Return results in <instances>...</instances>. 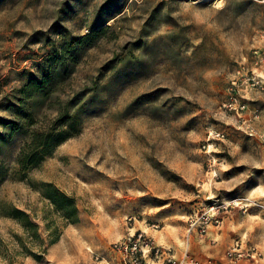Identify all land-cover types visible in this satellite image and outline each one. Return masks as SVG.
Masks as SVG:
<instances>
[{"label": "rangeland", "instance_id": "rangeland-1", "mask_svg": "<svg viewBox=\"0 0 264 264\" xmlns=\"http://www.w3.org/2000/svg\"><path fill=\"white\" fill-rule=\"evenodd\" d=\"M66 46L73 73L0 144V264H104L96 256L130 229L154 231L165 258L264 264V0H0V134L16 120L7 106ZM233 82L243 111L227 109ZM65 111L80 133L19 181L21 148ZM30 182L72 197L78 222ZM13 207L40 239L3 215ZM212 207L221 223L202 236L192 224Z\"/></svg>", "mask_w": 264, "mask_h": 264}, {"label": "trees", "instance_id": "trees-1", "mask_svg": "<svg viewBox=\"0 0 264 264\" xmlns=\"http://www.w3.org/2000/svg\"><path fill=\"white\" fill-rule=\"evenodd\" d=\"M105 30L92 31L89 35L82 37L75 43L76 46L88 45L93 46L94 43L101 39ZM74 47L66 46L62 53L49 58L48 65L43 69L39 76H31L27 83L20 90V98L18 102L7 106V110L12 113L16 120H3L5 132L0 134V144H8L11 140L23 129V124L30 126L35 125L33 108L41 101L50 99L57 91V87L67 77L73 73L70 70L69 61L74 59ZM69 60V61H68ZM80 118L78 114L66 112L61 114L58 119L51 125L41 126L33 131L28 142L21 148L16 160L18 167L19 181H26L28 174L37 168L49 157H51L56 149L77 136L80 133ZM33 189L41 192L42 196L48 200L55 209L62 214V217L75 224L78 222V209L75 200L61 192L56 186L51 183H42L38 188L30 182ZM5 217L12 218L18 221L24 230L31 237L40 239L39 226L31 219V217L18 208H11ZM59 240L56 237L51 245ZM46 251L40 254L30 253L38 262L43 261Z\"/></svg>", "mask_w": 264, "mask_h": 264}, {"label": "built area", "instance_id": "built-area-1", "mask_svg": "<svg viewBox=\"0 0 264 264\" xmlns=\"http://www.w3.org/2000/svg\"><path fill=\"white\" fill-rule=\"evenodd\" d=\"M262 61L264 62V58H262ZM232 85V91H235V93L231 95L230 103L227 105V109L234 110L236 108H240L243 111L246 109V105L241 103L239 95L237 94L238 92H236L237 83L233 82ZM252 205H256L255 201ZM231 206L232 204L228 203L224 204L221 208L227 209ZM258 206L264 208V204H258ZM211 212H205L192 224V227L199 229L202 236L207 234L208 227L213 222H216L217 224L221 223L219 218V209L216 210L215 207H212ZM130 221H132V219H130ZM132 230L133 229H130L123 240L111 244L108 258L100 259L96 256V259L100 261L102 260L104 264H198V262L191 258L187 252L181 260H176L175 256L171 255H168L165 258L166 251L164 248L157 245L153 238L148 236L142 230H136L135 232H132ZM237 247L238 244H236L230 255H233L232 253L237 251Z\"/></svg>", "mask_w": 264, "mask_h": 264}, {"label": "crops", "instance_id": "crops-1", "mask_svg": "<svg viewBox=\"0 0 264 264\" xmlns=\"http://www.w3.org/2000/svg\"><path fill=\"white\" fill-rule=\"evenodd\" d=\"M146 231H147V233H148V234H147L148 236L153 237V238L155 237L154 231H151V232H149V230H146ZM155 238H156V237H155ZM206 240H207V239H206ZM206 240H205V239H204V240H199L198 242H204V243H205V242H207ZM155 243H156L157 245H159V243H158L156 240H155ZM155 264H156V263H155ZM157 264H160V263H157Z\"/></svg>", "mask_w": 264, "mask_h": 264}, {"label": "bare ground", "instance_id": "bare-ground-1", "mask_svg": "<svg viewBox=\"0 0 264 264\" xmlns=\"http://www.w3.org/2000/svg\"><path fill=\"white\" fill-rule=\"evenodd\" d=\"M234 204H235V205H238V202H237V201H235V202H234Z\"/></svg>", "mask_w": 264, "mask_h": 264}]
</instances>
